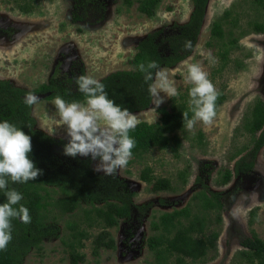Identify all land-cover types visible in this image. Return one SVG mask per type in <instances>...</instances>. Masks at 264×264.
I'll list each match as a JSON object with an SVG mask.
<instances>
[{
    "label": "rangeland",
    "instance_id": "obj_1",
    "mask_svg": "<svg viewBox=\"0 0 264 264\" xmlns=\"http://www.w3.org/2000/svg\"><path fill=\"white\" fill-rule=\"evenodd\" d=\"M103 2V13L96 11L98 3L95 2L91 5L92 11L88 6L83 8L85 18L82 21H74L73 13L77 10L73 0H35L34 8L27 14L22 13L14 2L0 0V30L6 35L0 38V80L33 91L47 84L55 71L61 76L71 75L77 70L76 63L82 66L84 75L98 81L113 72L131 70L136 46L148 33L163 29L164 34H169L172 27L187 23L193 10L190 0H160L154 15L147 17L138 12L136 2L131 6L123 0ZM226 11L240 16L239 28L234 29L236 36L243 30L248 31V22L263 17V12L256 14L250 1L209 0L190 56L172 68H163L175 81L179 95L167 98L160 93L165 99L156 110L151 104L147 110L134 113L140 122L155 123L160 118L159 108L169 106L171 101L186 100L192 87L186 81L187 66L198 63L209 73L217 91L223 89L226 97L216 110L213 123L206 126L198 121L194 129L178 132L183 143L177 157L170 151L154 150L138 160L131 158L125 168L117 170L114 176L134 192L133 203L138 207H151L140 219L135 220V216L109 229L114 241L112 249L103 247L95 252L93 240L100 231L92 229L89 238L83 241L84 247L79 250L85 256V261L80 264H154L153 254L147 247V238L158 234L151 229L152 223L163 213L185 207L191 196L201 190L195 179L206 164L210 165L206 171L211 176L206 179V185L211 191L222 193L224 209L220 214L221 223L216 225L213 220L210 225L209 231H219V237L216 251L210 253L211 258L204 264H232L234 256L242 249L240 241L252 234L264 241V146L258 152L252 173L234 177L223 187L215 184L220 176L218 173L228 168V158L236 149L251 145L248 137L235 131L244 112L255 101H264V34L247 32L233 45L236 49L229 55L227 68L213 76L221 61L217 42L210 39V30L213 22L221 19ZM230 19H221L225 31L231 29L226 25ZM209 43H216L215 47L211 48ZM209 53L215 63L207 58ZM235 62L242 66L236 68ZM30 114L35 120L33 130L56 141L68 142L54 100H39L31 107ZM200 134L202 140L199 143ZM185 137L188 139L184 140ZM97 163L98 160L93 161L94 168ZM146 166H151L155 177L169 178L173 190L151 192L150 186L140 179V172ZM187 166L190 174L187 183L182 185L176 176ZM193 208L195 211L196 207ZM254 209V216H250ZM52 214L57 216L54 221L50 219L51 225L58 229L57 236L45 240L39 250L27 253L21 264H70L63 243L67 240L66 225L67 222L83 224L82 211L78 210L73 216L57 211ZM212 218L216 220V217Z\"/></svg>",
    "mask_w": 264,
    "mask_h": 264
},
{
    "label": "trees",
    "instance_id": "obj_2",
    "mask_svg": "<svg viewBox=\"0 0 264 264\" xmlns=\"http://www.w3.org/2000/svg\"><path fill=\"white\" fill-rule=\"evenodd\" d=\"M14 2L22 13H30L34 8L35 0H8ZM74 7H85L91 0H73ZM128 6L137 3L140 14L152 17L160 0H123ZM193 10L187 23L172 27L169 34H164L163 29L148 33L136 46V53L131 62L133 69L113 72L99 80L105 85L109 99L121 108L130 112L139 113L147 110L152 98L148 86L152 81L145 82L144 74L138 71L140 63L156 61L161 68H172L187 59L194 50L201 30L202 22L209 0H190ZM254 7L257 13L263 12V17L258 16L254 21L248 22L247 29L237 36L234 29L239 28L240 16L229 11L223 13L221 19L231 17L226 23L231 27L225 31L221 19L213 22L210 30L211 41L217 42L218 58L221 66L213 72L219 74L228 66L229 55L236 49L234 44L247 32L253 34L264 33V0H246ZM99 5V4H98ZM74 21H82L85 16L73 13ZM173 30V31H172ZM191 41L192 49L186 50L184 44ZM222 43V44H221ZM209 43V46L215 47ZM227 47V48H226ZM240 62H235V67L240 68ZM77 70L71 75L52 73L47 84L38 90L25 91L16 88L8 81L0 80V122L8 121L25 134L31 137L32 151L29 158L37 168L42 170L36 180L27 183H12L9 181L8 189H15L22 193L23 204L29 209L31 223L24 224L19 219H13L12 240L7 250L0 251V264H21L23 258L31 250H39L41 244L56 237L58 229L51 225L57 216L52 211L61 215H74L82 211L83 224L67 222V240L64 241L65 251L70 264H80L85 261L84 254L79 250L84 247L83 241L89 238L92 229H99L98 235L93 240L95 252L101 248H114V241L110 238L109 229L117 226L121 221L140 219L150 205L138 207L133 203L134 192L128 185L115 176H104L94 171L91 157L75 158L63 154V147L67 142L56 141L42 132L33 130L35 120L31 117V107L24 103L28 93L49 95L46 100H55L56 96L62 97L66 102L84 103L86 97L79 92L76 80L84 75L82 66L75 64ZM216 101V110L226 100L223 89ZM187 97L180 103L170 102L157 110L160 115L155 123L140 122L130 131L129 135L135 139L136 146L132 149V158L140 159L150 152L170 151L174 157L182 147L183 137L178 132H183L182 113H192L187 107ZM241 131L250 139L251 147L246 144L228 158V168L218 173L215 184L223 187L230 183L232 178L250 174L254 171L256 157L264 146V101L257 100L247 107L243 114L241 124L235 129ZM188 138L185 137L184 140ZM199 143L202 140L200 134ZM237 159V160H236ZM233 163V167L229 165ZM206 164L201 167V173L196 177L195 183L201 190L191 196L188 204L170 213H163L152 223V230L158 232L147 238L148 250L153 254L154 264H204L211 257L210 253L216 251L219 231H209L212 221L220 224L221 212L224 209L223 195L221 192L211 191L206 185L210 173L206 171ZM189 167L180 170L176 179L182 185L186 184L189 177ZM206 177V178H205ZM140 179L150 186V191H172L171 180L167 177H155L151 166H146L140 172ZM7 202L6 191L0 190V203ZM19 207V205H16ZM196 207L195 211L194 208ZM256 210L250 212L254 216ZM212 217H216V220ZM54 221V220H53ZM82 223V222H81ZM251 223V221H250ZM53 224V223H52ZM55 225V224H54ZM241 250L234 256L232 264H264V241L255 234L245 237L240 241Z\"/></svg>",
    "mask_w": 264,
    "mask_h": 264
},
{
    "label": "clouds",
    "instance_id": "obj_3",
    "mask_svg": "<svg viewBox=\"0 0 264 264\" xmlns=\"http://www.w3.org/2000/svg\"><path fill=\"white\" fill-rule=\"evenodd\" d=\"M192 47L191 41L185 42L186 50H191ZM207 58L211 63L216 62L211 53ZM137 68L144 74L145 82L152 81L148 91L152 98L151 104L154 105L153 110L164 102L165 97L160 93H164L167 98L179 95L175 81L169 78L168 72L156 61L140 63ZM186 81L192 85L188 93L192 116L189 118L188 111L182 113L183 126L192 130L198 121L206 126L211 125L216 117V101L220 93L209 79V73L198 63L189 64ZM76 83L79 92L86 97L84 103H69L60 96H56L54 100L59 121L66 128L68 137L63 154L72 158L78 155L90 156L93 161H99L94 171L103 172L104 176H114L132 158L136 141L129 133L137 127L140 120L136 114L109 99L105 85L97 79L81 75ZM39 99L28 93L24 103L33 106ZM31 151L29 135L8 121L0 122V190L6 191L7 198V202L0 203V251L7 250L13 238V219H19L24 224L31 223L29 209L20 204L22 193L8 189L9 181L23 184L34 181L43 174L29 158Z\"/></svg>",
    "mask_w": 264,
    "mask_h": 264
},
{
    "label": "flooded vegetation",
    "instance_id": "obj_4",
    "mask_svg": "<svg viewBox=\"0 0 264 264\" xmlns=\"http://www.w3.org/2000/svg\"><path fill=\"white\" fill-rule=\"evenodd\" d=\"M83 1H86V0H83ZM90 3H88L85 7H87L88 6V9L90 10V11H92V8H91V5H93L95 2H96V4L98 3L99 5H98V9L96 10V11H99V12H101V13H103V11H104V2H103V0H91V1H89ZM192 5V4H191ZM85 7H83V8H85ZM75 8V7H74ZM83 8H78L77 9V14H82V15H84V13L82 12V10H83ZM85 16V15H84ZM0 28H1V24H0ZM0 34H3V35H1L0 36V38L2 37V38H5L6 37V35H5V32L4 33H2L1 32V30H0ZM264 34V33H263ZM247 175H249V174H246V175H242V176H247ZM136 218H137V215H136V217H135V220H136Z\"/></svg>",
    "mask_w": 264,
    "mask_h": 264
},
{
    "label": "water",
    "instance_id": "obj_5",
    "mask_svg": "<svg viewBox=\"0 0 264 264\" xmlns=\"http://www.w3.org/2000/svg\"><path fill=\"white\" fill-rule=\"evenodd\" d=\"M34 95L38 96L40 98L39 100H41V99H45L49 95V93H46V94H34Z\"/></svg>",
    "mask_w": 264,
    "mask_h": 264
}]
</instances>
